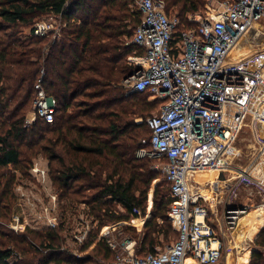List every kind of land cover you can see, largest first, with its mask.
<instances>
[{
  "label": "trees",
  "instance_id": "trees-1",
  "mask_svg": "<svg viewBox=\"0 0 264 264\" xmlns=\"http://www.w3.org/2000/svg\"><path fill=\"white\" fill-rule=\"evenodd\" d=\"M164 1L181 19L185 26L181 30L195 26L189 16L205 4ZM44 15L59 16L65 23L55 41L30 36L36 19ZM142 19L131 0H0L2 225L11 218L15 201L16 176L10 168L28 174L42 156L55 165L54 182L63 190L66 209L84 204L98 222L81 252L92 249L105 262H113L107 240L98 236L109 224L134 220L145 221L138 255L156 253L162 234L167 243L178 240L169 220L170 187L163 180L168 192L161 190L162 174L154 169L155 161L138 158L140 149L151 148L152 131L146 120L156 115L153 111L159 113L165 101L130 93L124 84L137 70L128 57L144 54L133 44ZM27 29L30 34H25ZM42 73L45 93L58 104L55 121L49 124L38 118L27 127L26 115L33 110ZM47 233L27 227L16 236L0 226V264L95 263L90 256L75 258L71 251H63L61 243L56 244L59 230ZM256 244L250 264H264V228Z\"/></svg>",
  "mask_w": 264,
  "mask_h": 264
},
{
  "label": "built area",
  "instance_id": "built-area-1",
  "mask_svg": "<svg viewBox=\"0 0 264 264\" xmlns=\"http://www.w3.org/2000/svg\"><path fill=\"white\" fill-rule=\"evenodd\" d=\"M131 1L143 14L133 44L144 54L133 56L137 70L124 84L130 93H147L151 99L165 101L159 113L146 120L152 131L151 148L140 149L138 158L155 161L154 169L170 187L169 220L178 240L163 251L157 249L156 253L144 255H138L137 242L129 240L113 262L104 264H185L187 258L199 264H218L225 234L219 233L209 220L211 209L202 189L216 187L221 181L219 177H210L204 184L196 182L206 170L195 161L197 155L205 160V156L216 154L215 160L206 161L205 167L220 165L217 159L222 157L214 152L209 154L206 146L214 139L222 140L226 148L232 146L249 116L264 124V70L255 69L260 56H264V44L251 46V55L233 58L238 46H248L246 37L264 20V0H226L221 12L209 14L203 20L190 15L189 21L195 26L185 30H181L185 26L167 9L164 0ZM49 16L61 20L59 16ZM38 23L30 36L47 38L53 34L54 41L60 37L51 23ZM259 36L257 31L256 39ZM43 79L44 73L36 85L38 95L33 116L26 119L27 127L38 118L49 124L55 121L58 104L45 93ZM219 169L222 171L217 169V175L229 173L230 201L237 198L239 188H256L263 196L259 208L264 212V141L246 167L229 163V167ZM33 174L41 184L48 181L43 169L34 168ZM50 198L56 205V196ZM230 201L224 206L221 221L233 231L249 209L232 206ZM81 206L69 205L66 209V216L69 210L75 211L74 218L66 217V224L72 221L70 242L80 249L90 242L97 229L88 207ZM49 209L52 208L46 207L45 211ZM23 221L16 215L9 229L18 233ZM48 226L55 230L59 223L49 220ZM107 229L98 240L106 239L115 249ZM73 254L83 258L81 251Z\"/></svg>",
  "mask_w": 264,
  "mask_h": 264
},
{
  "label": "rangeland",
  "instance_id": "rangeland-1",
  "mask_svg": "<svg viewBox=\"0 0 264 264\" xmlns=\"http://www.w3.org/2000/svg\"><path fill=\"white\" fill-rule=\"evenodd\" d=\"M204 1L205 4L199 8V11L196 14H192L196 16L198 20L205 19L206 17L209 16V14H217L221 12L223 10L222 5L226 0H204ZM263 21H261L260 23H262ZM36 22L39 23L45 22L47 24L51 23L50 25H52V28H54V30H57L58 34L60 35L62 34L61 32L63 28H65V23L62 20L51 18L49 15L41 16L40 18L36 19ZM25 32H26L25 34H30V29H27ZM256 35H257V31L255 29L246 37L245 41L248 44V46L247 47L238 46L236 48V50L233 53L234 59L245 56L246 51H248L247 48L250 49L251 46L253 45L262 44V41L256 39L255 37ZM53 36H54L53 34H50L49 37H47V39L48 38L52 39ZM250 52L251 50L249 51L248 54H251ZM132 58L133 55L128 57V62L129 64L136 67L135 63L133 64ZM150 100L153 101L154 99H150ZM32 112H33L32 109L28 111L26 118H32L33 116ZM157 113H158L157 110L153 111V114H157ZM142 121H143L142 119H138L137 122L139 123ZM263 141H264V124L258 122L255 118L249 116L245 120L241 130L239 131L237 137L233 141L232 146L225 148L226 150L223 153L216 152L215 150H211V148L208 149L207 152L209 154L214 152L222 157L221 159L219 158L217 159L218 161H220V165L216 164L214 166L205 167V164H207L206 161L212 163V161L215 160L216 154H212L208 157L205 156L204 157L205 160H201L200 156L197 155L196 162H198L200 166H204V169L206 171L202 174L203 176L196 178L195 181L203 184L206 183V178L208 180V176H207L208 174L209 176H211V179L214 180L215 178H217L216 172L222 171L219 168H223L226 166L229 167V163L233 167H241V168L246 167L252 160L255 159L259 145ZM54 166L55 165L50 166V163L47 159H45L42 156H39L34 160L33 165L30 168L28 174H24L20 170H15L13 167L10 168L11 174L16 176V180L14 184L15 201H14L11 218L8 221L3 222V225L0 223L1 224L0 226H5L6 229L13 232L16 236H20L24 232L23 230L25 227H29L35 232L48 234L47 233L48 231H54V229L48 226L49 220H53L55 221L56 224L59 223V227L57 230H59L60 240H58L59 243L56 242V244L59 245L61 243L60 245L62 246V248L66 249L67 247L68 251H71L72 256H74L73 251L77 252L80 251L81 249L74 243L70 242L71 241L70 235H72L74 230L72 231L69 230L70 228H73V226H70L72 225V221L70 222V224L67 225L66 217L74 218L75 211L69 210L68 216H66V206H67L66 197H64L62 194L63 190L59 189V186L54 182V178L56 177L54 172L55 171ZM34 168H39L46 171V173L48 174V181L46 183L41 184L37 181L35 175L33 174ZM217 169L220 171H217ZM228 175L229 173L227 172L220 173V178L225 179L227 178ZM158 178H159L158 182L162 183L164 180L163 176L161 175ZM163 183L161 190L167 193L168 192L167 186L164 185ZM154 187L155 184L153 185L149 193L150 199L153 198ZM238 193L241 194V197L244 200V202H247L250 205L257 204V206H255L256 208L260 206V203H262L261 201L263 196L259 193V191L256 188H248V187L243 188L240 191H238ZM51 196H56L57 198L56 205L51 200L50 198ZM81 205L84 204H80L79 205L80 208L82 207ZM46 207L52 209H49V212H46L45 211ZM219 212H221V210ZM16 215H18L21 219L24 220L22 222L23 226H20V231L18 233L9 229V226H11L12 223H14L13 218ZM244 217L241 219V221L244 219ZM119 224L120 225L117 226H113V224H109L103 227L99 234L102 236V233L105 231L106 228H108L107 230L110 229L109 232H111V234L109 235V237L110 240L115 244V249L111 248L112 252L114 253L113 254L114 257L121 250V248L127 241L132 240L138 243L144 233V225L136 224L134 223V221L129 222L127 224H124V222H121ZM260 225L258 223L257 227ZM132 226H143V228L141 229V227H138L139 228L138 231V228ZM240 226L241 225L239 224V226H237L236 229H238ZM257 227H255L254 230L253 229L249 230L248 232L245 229H243L241 231L239 230V232H235L233 234L231 233L232 236L230 240L227 235L225 239L226 241H228V243L225 242V253L220 264H250L251 256L253 252L257 250L256 241L259 238L256 237V234L258 233V230L256 229ZM241 228H243V226ZM230 241L233 242L231 243ZM161 242L162 245L158 246L157 249L163 251L168 246L172 245V243H174L175 240H171V243H167V240L164 239V235L162 234ZM81 254H83V257L90 256L97 264L109 263V262H105L95 252H92V249H88L83 253L81 252Z\"/></svg>",
  "mask_w": 264,
  "mask_h": 264
},
{
  "label": "crops",
  "instance_id": "crops-1",
  "mask_svg": "<svg viewBox=\"0 0 264 264\" xmlns=\"http://www.w3.org/2000/svg\"><path fill=\"white\" fill-rule=\"evenodd\" d=\"M255 29H256V31H258L260 33V36L257 40L262 41V45H263L264 44V21L262 23L259 22V24H257L255 26ZM247 49H248V51H246L245 55H247L249 53V51L251 50V48L250 49L247 48ZM250 53H252V52H250ZM248 55H251V54H248ZM262 57H264V56H262ZM262 57L260 56L259 61H258L260 63L256 65V66H259V67L255 68L257 70H264V58H262ZM201 176H203V175H201ZM207 176H208V180L206 178V182H208L209 178L211 177V176H209V174ZM217 177L220 178V175H217ZM228 177L229 176H227V178H225V179L220 178L221 182L216 187H211V188L210 187H204L202 189L203 193H204V197L207 200V204H208L209 208L211 209L209 220L211 221V223H213V226L216 228V230L219 233L224 232L225 238L228 235L229 240L231 239V236L233 233L239 232V230L241 231L243 229H245L247 232L249 230H252V229L254 230V228L257 227V224L259 223V225L260 224L261 225L256 228L258 230L256 237H259L262 229L264 228V212L261 211L259 207H257V208L255 207V206H257V204H251L250 205L249 203L244 202L240 193L238 194L237 198L230 201ZM243 188H247V187H242V188H240V190ZM240 190H238V191H240ZM228 200L231 202L230 204L232 206H236V207L246 206L249 209L248 215L246 217H244V219L240 223L241 226L238 229L233 230V231L229 230L226 227V225H224L223 222L221 221L222 214H223L222 210L224 209V206L228 203ZM249 201H252V200H249ZM219 209L221 210V212H219L220 211ZM134 223H136V224L141 223V225H144L145 221L144 220L135 221ZM117 225H120V224H117ZM242 226H243V228H241ZM132 227H136V228L141 227V229L143 228V226H132ZM138 231H139V228H138ZM225 242L228 243V241H226V239H225ZM230 242L232 243L233 241H230ZM242 243H244V242H242ZM224 253H225V247L223 250L222 259L224 257ZM222 259H221V261H222ZM221 261L218 264H220ZM185 264H199V263L197 261L193 260L192 258H187Z\"/></svg>",
  "mask_w": 264,
  "mask_h": 264
},
{
  "label": "bare ground",
  "instance_id": "bare-ground-1",
  "mask_svg": "<svg viewBox=\"0 0 264 264\" xmlns=\"http://www.w3.org/2000/svg\"><path fill=\"white\" fill-rule=\"evenodd\" d=\"M211 148V150H215L216 152H224L226 149L225 145H223L222 140L220 139H214L213 142L206 146L205 149L208 151V149ZM204 196V193H202ZM206 196V195H205Z\"/></svg>",
  "mask_w": 264,
  "mask_h": 264
},
{
  "label": "water",
  "instance_id": "water-1",
  "mask_svg": "<svg viewBox=\"0 0 264 264\" xmlns=\"http://www.w3.org/2000/svg\"><path fill=\"white\" fill-rule=\"evenodd\" d=\"M134 74H135V73L131 74V75H130L129 77H127L126 79L133 77V76H134Z\"/></svg>",
  "mask_w": 264,
  "mask_h": 264
}]
</instances>
